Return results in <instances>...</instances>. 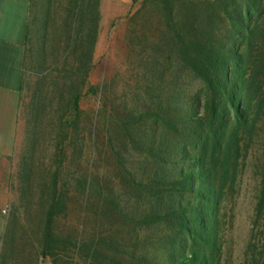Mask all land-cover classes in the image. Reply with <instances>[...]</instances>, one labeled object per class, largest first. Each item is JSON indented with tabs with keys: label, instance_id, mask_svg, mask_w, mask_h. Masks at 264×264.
I'll return each mask as SVG.
<instances>
[{
	"label": "trees",
	"instance_id": "16d2710c",
	"mask_svg": "<svg viewBox=\"0 0 264 264\" xmlns=\"http://www.w3.org/2000/svg\"><path fill=\"white\" fill-rule=\"evenodd\" d=\"M209 2L133 0L125 46L144 72L133 79L131 97L118 103L109 78L98 84L90 80L101 0L58 2L61 21L50 50L49 21L44 22L34 63L39 81L27 109L35 121L55 117L54 152L49 168L35 171L31 163H23L20 187L27 211H38L35 233L42 258L52 264H222L220 206L227 183L238 178L242 152L253 141L257 124L264 0H213L217 21ZM172 66L192 73L201 87L186 97L171 92L166 82L175 72ZM89 96L96 106L88 111L82 104ZM101 138L119 186L153 204L149 211L128 210L118 187L95 174ZM136 164L145 168L138 171ZM163 164L169 168L162 173L146 171ZM263 209L264 181L258 205ZM19 214L20 206L11 203L1 264L24 238L18 236ZM91 216L95 221L89 223ZM153 225L168 229L160 257L133 258L137 254L125 249L122 227L137 233L138 227ZM116 226L122 227L114 231Z\"/></svg>",
	"mask_w": 264,
	"mask_h": 264
},
{
	"label": "rangeland",
	"instance_id": "374dc122",
	"mask_svg": "<svg viewBox=\"0 0 264 264\" xmlns=\"http://www.w3.org/2000/svg\"><path fill=\"white\" fill-rule=\"evenodd\" d=\"M47 1L40 0V4L36 5L37 12L41 10L40 18L46 11L44 5L46 6ZM58 2L61 0H50L51 16L47 23L49 36L46 39L49 50L54 45V34L61 21L62 7ZM212 2L213 0H210L207 5L209 9L214 8L213 12L216 16L213 17V21H217L220 14L215 9L217 3ZM133 10V0H101L102 19L95 53L96 68L92 71L90 80L93 84H98L104 78H109L110 91H113L111 96L117 103L121 99L123 101L126 96L131 97L130 89L135 84L133 79H139L144 72L134 63V55L130 56L125 46V41L128 38V27L125 21L128 14ZM30 22L31 30L28 44L30 50L27 53L24 90L0 95L7 96L9 100L17 101L16 119L11 123L13 125V137L8 139L9 148L13 151L14 157L7 163L6 170H0V195L5 201L6 217L10 212L11 203L20 206L21 234L19 233L18 236L24 235L23 240L17 243L15 251L8 254L4 264H52L49 258L40 256L35 233V217L38 211H27L24 204L25 199L22 198L20 192L23 163H31L35 167V171L49 168L52 165L51 157L55 143L53 130H56L54 116H39L38 120L35 121L27 109L39 81L34 63L39 55L37 54L39 45L43 42L40 32L45 25V21ZM177 69L176 66L171 67V71ZM260 83L262 84L261 91L254 100L255 110L258 113L255 135L253 141H248L247 148L242 152L241 162L244 160V164L240 167L237 180L227 183L226 194L220 206V219L223 223L222 264H264V209L258 210L261 186L264 181V75L258 76V85ZM166 86L174 94L186 97L190 93L196 92L201 87V82L192 73L181 69L168 75ZM82 106L88 111L95 108V98L93 96L84 98ZM103 142L101 138L99 143H96L95 174L100 175L101 180L112 182L118 187L119 196L128 210L149 211L153 204L151 205L145 200L139 201L130 194L128 189L119 186L113 166L114 161L110 159L108 149ZM15 151H17V158ZM125 155L131 161L134 159L128 154ZM134 160L141 162L139 157ZM166 165H152L147 167L146 171L154 173L157 170L162 173L165 169L168 170L169 167ZM136 166L138 171L145 168L138 164ZM36 196L37 194L33 199H36ZM92 219L95 221L93 217L89 223ZM121 227L116 226L114 231L121 229ZM122 229L126 236L125 243L127 246L125 249L137 254V257L133 258L137 259L143 254L153 258L160 257V249L163 245L162 238L165 233H168V229L164 225L138 227V237H136L137 233H132L127 227H122ZM128 231L131 233H127ZM125 258L131 261L129 255H125Z\"/></svg>",
	"mask_w": 264,
	"mask_h": 264
},
{
	"label": "crops",
	"instance_id": "0c3cea01",
	"mask_svg": "<svg viewBox=\"0 0 264 264\" xmlns=\"http://www.w3.org/2000/svg\"><path fill=\"white\" fill-rule=\"evenodd\" d=\"M38 4L40 0H0V95L19 92L22 87L30 21H50L47 18L51 16L50 0L44 5L46 11L41 18V10L37 12ZM16 108V100L0 96V170H6L7 163L14 157L8 139L13 137L11 123L16 119ZM4 202L0 195V250L6 228Z\"/></svg>",
	"mask_w": 264,
	"mask_h": 264
},
{
	"label": "built area",
	"instance_id": "2783aa9c",
	"mask_svg": "<svg viewBox=\"0 0 264 264\" xmlns=\"http://www.w3.org/2000/svg\"><path fill=\"white\" fill-rule=\"evenodd\" d=\"M6 211H7L6 208H4V209H3V212L5 213Z\"/></svg>",
	"mask_w": 264,
	"mask_h": 264
}]
</instances>
